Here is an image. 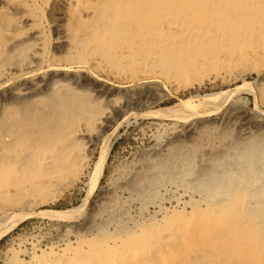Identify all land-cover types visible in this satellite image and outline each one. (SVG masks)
<instances>
[{"label":"bare ground","instance_id":"bare-ground-1","mask_svg":"<svg viewBox=\"0 0 264 264\" xmlns=\"http://www.w3.org/2000/svg\"><path fill=\"white\" fill-rule=\"evenodd\" d=\"M0 3L16 14L35 16L25 22L34 30L25 39L20 18L5 15L0 7V233L9 232L25 217L22 211L29 207L33 192L55 188L66 170H72V177L83 171L113 122L112 113L118 116L126 109L109 111V102L143 87H175L191 69L203 70L229 58V52L217 50L197 59L190 48L220 41L231 51L236 44L264 48V0ZM247 16L262 18L258 28H245ZM220 21L230 23V29L219 31ZM47 23L56 36L54 49L67 56L65 65L49 62L45 38L39 36V28ZM231 54L237 58L242 53ZM11 55L18 57L13 67L7 64ZM185 62L190 68L183 66ZM256 137L228 142L225 152H218L200 170L187 161L177 168L171 165L168 179L176 178L198 196L192 199L191 213L167 214L164 225L151 220L135 230L118 226L121 235H92L86 242L94 243L98 255L94 264H264V142ZM110 145L107 141L102 148V163ZM66 214L54 211L48 216L65 219ZM256 247L261 255L255 261L236 259L240 251L251 257Z\"/></svg>","mask_w":264,"mask_h":264},{"label":"rangeland","instance_id":"rangeland-1","mask_svg":"<svg viewBox=\"0 0 264 264\" xmlns=\"http://www.w3.org/2000/svg\"><path fill=\"white\" fill-rule=\"evenodd\" d=\"M0 7L5 15L15 14L20 18L22 37L29 38L34 30L25 27V22L33 19L34 14H16L1 3ZM250 10L254 13L255 6ZM260 18L252 20L247 16L243 25L249 30L253 25L258 28ZM227 24L220 21L219 31L230 29L231 24ZM52 27L47 23L39 28V36L45 38L43 48L48 51L49 62L65 65L68 63L65 53L59 54L54 49L56 36ZM218 45L212 43L190 50L197 59L217 50L229 52L227 60L218 59L203 70L191 69L175 87H143L122 96L119 103L109 102V111L121 106L126 109L118 116L112 113L113 122L106 129V136L96 144L81 173L72 177V170H66L55 188L33 192L29 207L22 211L25 217L9 232L0 233V264H41L46 260L49 264H94L98 259L94 243L86 242L92 235L107 232L121 235L116 230L118 226L135 230L137 225L151 220L164 225L167 214L191 213L192 199L198 196L176 178L168 179L171 165L177 168L187 161L200 170L218 152H225V146L232 140L257 136V140L264 142V48L236 44L231 51L225 41ZM235 51L242 54L230 57ZM17 59L11 55L7 64L12 66ZM183 66L190 68L187 62ZM205 95L211 97L204 102L201 97ZM103 101L109 105L107 100ZM172 106L176 109L169 111ZM106 137L111 145L102 163L100 156ZM54 211L66 212L67 216L49 217L48 213ZM251 253L248 258L240 251L236 259L249 262L261 255L257 247Z\"/></svg>","mask_w":264,"mask_h":264}]
</instances>
